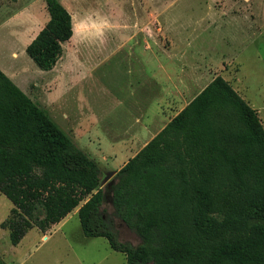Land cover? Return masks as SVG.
I'll return each instance as SVG.
<instances>
[{"label":"trees","instance_id":"16d2710c","mask_svg":"<svg viewBox=\"0 0 264 264\" xmlns=\"http://www.w3.org/2000/svg\"><path fill=\"white\" fill-rule=\"evenodd\" d=\"M45 1L48 20L25 52L50 70L73 28L59 0ZM101 180L97 161L0 69V193L12 203L0 226L12 245L78 208L82 233L105 237L126 264H264V128L221 75L106 183L138 244L103 216Z\"/></svg>","mask_w":264,"mask_h":264},{"label":"rangeland","instance_id":"374dc122","mask_svg":"<svg viewBox=\"0 0 264 264\" xmlns=\"http://www.w3.org/2000/svg\"><path fill=\"white\" fill-rule=\"evenodd\" d=\"M59 1L71 13L73 35L63 43L57 66L46 72L24 48L49 17L46 1L0 0V69L12 73L14 82L75 136L77 145L97 161L102 179L113 170V180L149 140L147 132L142 137L120 135L124 129L134 131L136 94L145 103L161 90L166 73L160 64L171 65L176 90L182 88L181 80L186 82L188 96L172 98L169 116L221 74L256 110L264 128V0ZM65 66L78 68L63 73ZM138 66L145 73L140 85ZM61 91H66L67 109L77 100V125L62 117ZM155 106L154 100L148 105L149 120L163 119L164 114L156 116ZM102 187L103 216L120 241L138 244L139 237L113 214L109 186ZM11 207L0 193V223ZM44 234L43 239L32 228L12 245L8 230L0 226V258L6 264H126L125 254L113 250L105 237L82 233L76 209Z\"/></svg>","mask_w":264,"mask_h":264},{"label":"crops","instance_id":"0c3cea01","mask_svg":"<svg viewBox=\"0 0 264 264\" xmlns=\"http://www.w3.org/2000/svg\"><path fill=\"white\" fill-rule=\"evenodd\" d=\"M72 28H73V25H72ZM68 41H66V42H68ZM25 47H26V45L24 46V48ZM59 59H60V57L58 58V60ZM58 60H57V62H58ZM57 62H56V64L54 65V67L52 69L45 70V71L46 72L53 71L54 68L57 66ZM170 66L171 65H169V64H165V65L160 64V66H159V68L162 70V73L163 72L166 73V79L160 85V87H161V90L160 91H157L156 94L150 95V97L146 100L145 103H143L141 101H138V95L136 94V101L133 103L134 105L132 107V112L136 116V118H135V124L133 126H131L134 129V131L133 132H130V131H127L126 129H124V132H125L124 135H120V136H123V137H136V136L142 137V136H146L145 132H147L148 133L147 137L150 140L158 131H160L164 127V125L174 115H176L189 101H191L195 97V95H197L216 76L215 75L214 77H212L204 86L201 87V89L193 97H191L189 100H186V102H184V104L178 110L174 111L171 114V116H169L168 113H169V111L172 110L171 107H170V105H171L170 102H171L172 98L175 97V98H178V99L181 98V99L185 100L187 98V96H188V94L186 92L184 94L185 86H186V84H185L186 82L184 81V79H183V81L181 80V82L183 83L182 84V88L181 89H177V90L175 89V88L178 87V85H177V87H175L176 86L175 85V82L176 81L174 79L175 77H173L171 73L169 74V68H170ZM77 68H78L77 66L76 67H70V66L66 67L65 66V67H63V69L61 70V72H63V73L66 72L67 73L68 71L71 72L73 69H77ZM4 71H5V74L11 80H13V82H14L15 78L13 77V75H11L12 73H10L9 71H6L5 69H4ZM143 75H145L144 68L141 67V66L140 67L138 66V85L142 84V82L144 81V76ZM163 75H165V74H163ZM158 83L159 82H157V84ZM17 84H19V83H17ZM19 86L22 88V86L20 84H19ZM188 86H190V83H188L187 87ZM22 90L24 91L23 88H22ZM65 94H66V91H61V94H60L59 100H58V102H59L58 105H59V108H60V110L62 112V117L65 118L66 120L70 121V123L77 125L78 120H79V117L81 116L80 115V112H79V109H77V100L75 99V107L74 108H73V105H72L70 107V109H67L68 105H67V101H65V98H64ZM152 100L156 101V106H155V114H156V116L162 117L163 116L162 114H164V118L162 117L163 119L160 120L159 118H157L156 120H149V118H148V105H149V103ZM42 108L44 110H46L45 107H42ZM47 113L49 114L48 111H47ZM131 127L129 126L128 128H131ZM69 136L72 138V140L76 144L78 143V142H76L74 140L75 139V136L74 135L73 136L72 135H69ZM148 141H146L145 143H147ZM75 209L77 210L78 208H75ZM67 218H68V214L60 222H58V223H61L62 224L63 222H65L67 220ZM36 230H38V229L36 228ZM41 233L43 234V236H42L43 239L47 237L46 234H44L43 232H41Z\"/></svg>","mask_w":264,"mask_h":264},{"label":"water","instance_id":"95a60500","mask_svg":"<svg viewBox=\"0 0 264 264\" xmlns=\"http://www.w3.org/2000/svg\"><path fill=\"white\" fill-rule=\"evenodd\" d=\"M114 173V171L113 170H111V171H108L106 174H105V176L103 177V179L101 180V182H100V186L102 187V185H104V184H106L107 182H108V180H109V178L111 177V175Z\"/></svg>","mask_w":264,"mask_h":264}]
</instances>
